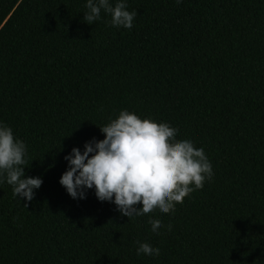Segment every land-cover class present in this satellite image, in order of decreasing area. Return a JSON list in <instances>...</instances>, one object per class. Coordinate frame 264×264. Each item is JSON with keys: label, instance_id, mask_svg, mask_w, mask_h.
Instances as JSON below:
<instances>
[{"label": "trees", "instance_id": "trees-1", "mask_svg": "<svg viewBox=\"0 0 264 264\" xmlns=\"http://www.w3.org/2000/svg\"><path fill=\"white\" fill-rule=\"evenodd\" d=\"M86 2L0 0V121L43 179L30 202L0 183V264H264V0H127L131 29L103 11L87 24ZM124 109L212 163L173 212L129 220L59 183L71 149ZM137 241L160 255L138 257Z\"/></svg>", "mask_w": 264, "mask_h": 264}, {"label": "clouds", "instance_id": "clouds-1", "mask_svg": "<svg viewBox=\"0 0 264 264\" xmlns=\"http://www.w3.org/2000/svg\"><path fill=\"white\" fill-rule=\"evenodd\" d=\"M182 2L175 0L177 5ZM85 8L83 19L89 25L100 21L103 11L110 15L111 27L131 29L137 16V11L128 10L127 0H87ZM100 130L104 139L93 137L84 143L83 151L73 147L64 157L67 168L59 183L73 199H86L87 191L94 188L99 201L113 203L131 220L156 210L161 214L175 211L176 204L214 176L204 149L189 139L177 141L179 130L166 122L142 119L124 109ZM26 158L25 142L0 121V183L10 185L14 197L30 202L43 179L26 176ZM148 223L156 235L164 227L159 219L149 218ZM137 244L138 257L160 255L158 247Z\"/></svg>", "mask_w": 264, "mask_h": 264}]
</instances>
